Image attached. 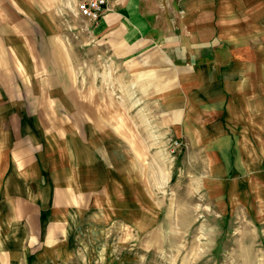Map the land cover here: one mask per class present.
<instances>
[{
	"label": "crops",
	"instance_id": "0c3cea01",
	"mask_svg": "<svg viewBox=\"0 0 264 264\" xmlns=\"http://www.w3.org/2000/svg\"><path fill=\"white\" fill-rule=\"evenodd\" d=\"M78 1L0 0V264L141 223L173 174L264 195V2L107 0L94 23Z\"/></svg>",
	"mask_w": 264,
	"mask_h": 264
},
{
	"label": "rangeland",
	"instance_id": "374dc122",
	"mask_svg": "<svg viewBox=\"0 0 264 264\" xmlns=\"http://www.w3.org/2000/svg\"><path fill=\"white\" fill-rule=\"evenodd\" d=\"M229 1L246 16L260 12L255 0H244L245 9L242 0ZM246 24L253 28V22ZM181 142L174 153L168 143L165 170L172 167L175 173L177 155L172 156L184 147ZM174 178L179 177L151 181L150 212L141 223H96L59 264H264V195L256 205L247 196L238 202L222 197V182L188 185Z\"/></svg>",
	"mask_w": 264,
	"mask_h": 264
},
{
	"label": "built area",
	"instance_id": "2783aa9c",
	"mask_svg": "<svg viewBox=\"0 0 264 264\" xmlns=\"http://www.w3.org/2000/svg\"><path fill=\"white\" fill-rule=\"evenodd\" d=\"M79 15L96 23L107 8V0H79L76 5ZM170 151L174 153L181 147L182 142L178 138L170 139Z\"/></svg>",
	"mask_w": 264,
	"mask_h": 264
}]
</instances>
